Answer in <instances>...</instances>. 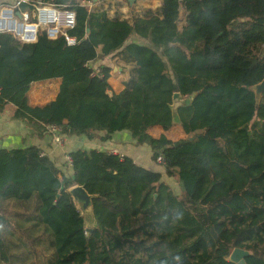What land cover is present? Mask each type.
I'll list each match as a JSON object with an SVG mask.
<instances>
[{
    "label": "trees",
    "instance_id": "obj_1",
    "mask_svg": "<svg viewBox=\"0 0 264 264\" xmlns=\"http://www.w3.org/2000/svg\"><path fill=\"white\" fill-rule=\"evenodd\" d=\"M41 1L76 12L77 43L0 33V112L12 106L40 138L50 125L101 142L127 131L154 162L164 158L180 194L107 151L74 150L59 168L36 146L0 149V264H235L236 248L264 264V93L257 101L253 90L264 79V0H163L131 18L89 11L80 4L89 0ZM99 57L131 66L120 93L110 94L112 68L92 75ZM52 79L56 98L31 106V85ZM176 93L186 137L155 138L153 127L174 126ZM75 185L93 196L92 232L68 192Z\"/></svg>",
    "mask_w": 264,
    "mask_h": 264
},
{
    "label": "crops",
    "instance_id": "obj_2",
    "mask_svg": "<svg viewBox=\"0 0 264 264\" xmlns=\"http://www.w3.org/2000/svg\"><path fill=\"white\" fill-rule=\"evenodd\" d=\"M0 1L4 2V0ZM161 5L162 2L160 0H136L131 6L128 0L127 15L124 18H131L135 14H140L144 9L155 11ZM130 41L143 43V41L135 35L131 37ZM106 60L110 61L109 58L99 57V59H97V61L93 62L92 64L94 67L107 66L112 68L111 78L109 79V84L111 86L110 94H118L124 89V82L130 78L131 66L123 63L119 59H114L115 61H118V66L116 65L113 67V65L106 64ZM60 84V79L45 80L33 83L28 93L29 104L35 107L43 106L53 101L59 92ZM12 114V106H7L5 110L0 113V149L13 150L36 146L42 150L44 155L50 157V159L59 168L65 165L64 160L66 155L77 149H83L87 151L96 149L107 152L118 151L119 153L124 154L126 157L131 158L134 163L147 169L160 172L163 175V180L171 185L169 179L165 177V170L163 166L155 164L154 160L152 159L151 149L147 145H136L135 140L127 131L114 133L108 142H101L100 140H88L86 137L65 136L64 144L62 146H56L51 142V138L48 134L41 138L37 137L31 126L23 121L13 120ZM176 119L177 117H175L173 127L179 125V121ZM170 131L165 132L160 127H153L150 129L149 134L155 138L165 135L170 140H179L172 139L170 137ZM182 134L185 135L183 131ZM98 135L104 136L105 133L100 132ZM185 137H181L180 139H184Z\"/></svg>",
    "mask_w": 264,
    "mask_h": 264
},
{
    "label": "built area",
    "instance_id": "obj_3",
    "mask_svg": "<svg viewBox=\"0 0 264 264\" xmlns=\"http://www.w3.org/2000/svg\"><path fill=\"white\" fill-rule=\"evenodd\" d=\"M80 4L89 11L100 7L106 9L109 7L111 8L110 15L115 13L122 17L127 15L128 0H89L82 1ZM75 26L76 12L68 6H58L41 0H4L0 4V33L10 34L24 44L36 43L39 32H45L48 39L55 40L62 36L68 46H74L77 41L69 35V32ZM89 68L92 69L93 76L98 78L103 76L102 67H94L90 63ZM47 132L54 145L62 146L64 144L65 136L60 127L50 125ZM109 153L118 155L121 160L126 157L118 151ZM65 162L72 166V158L69 155H66ZM164 162V158L159 156L155 164L164 165Z\"/></svg>",
    "mask_w": 264,
    "mask_h": 264
},
{
    "label": "water",
    "instance_id": "obj_4",
    "mask_svg": "<svg viewBox=\"0 0 264 264\" xmlns=\"http://www.w3.org/2000/svg\"><path fill=\"white\" fill-rule=\"evenodd\" d=\"M136 0H129L130 5L132 6ZM163 2V0H160ZM87 32L89 33L90 30L88 29ZM255 91L257 101L260 100L262 94L264 93V79L261 83L257 84L253 87ZM186 104V100L184 97L176 93L173 96L172 101V110L176 117L177 110ZM74 179V177H72ZM71 197L74 200V203L78 206L79 211L81 212L82 216L85 218H93V211H92V200L93 196L89 195L88 192L85 190L83 186L75 185L68 191ZM91 212V213H90ZM92 214V216L90 215ZM92 229H87V232H92ZM250 255V252L244 249L236 248L233 250L230 261L235 264H246L245 258Z\"/></svg>",
    "mask_w": 264,
    "mask_h": 264
},
{
    "label": "rangeland",
    "instance_id": "obj_5",
    "mask_svg": "<svg viewBox=\"0 0 264 264\" xmlns=\"http://www.w3.org/2000/svg\"><path fill=\"white\" fill-rule=\"evenodd\" d=\"M2 1H0V4H1ZM181 22L180 24H182V22L184 21V13L181 11ZM181 26V25H180ZM109 60H106V64H109V65H113V67H115L116 65L118 66V61H115L114 59H111L109 58ZM114 60V61H113ZM177 120V119H176ZM178 121V120H177ZM170 137L172 139H180L181 137H185V135L182 134V130L180 128L179 125H176L175 127L172 128V130L170 131ZM166 177V176H165ZM166 179V178H165ZM170 183H171V186L174 190V192L176 194H180V187L179 185L174 182L173 180H169ZM85 221H86V226L88 227V229H92L96 224H95V220L92 219V218H85Z\"/></svg>",
    "mask_w": 264,
    "mask_h": 264
},
{
    "label": "bare ground",
    "instance_id": "obj_6",
    "mask_svg": "<svg viewBox=\"0 0 264 264\" xmlns=\"http://www.w3.org/2000/svg\"><path fill=\"white\" fill-rule=\"evenodd\" d=\"M91 213V212H90ZM92 216V214H90Z\"/></svg>",
    "mask_w": 264,
    "mask_h": 264
}]
</instances>
